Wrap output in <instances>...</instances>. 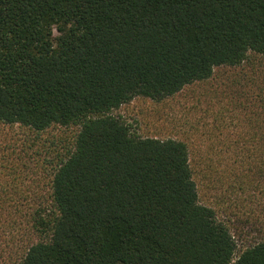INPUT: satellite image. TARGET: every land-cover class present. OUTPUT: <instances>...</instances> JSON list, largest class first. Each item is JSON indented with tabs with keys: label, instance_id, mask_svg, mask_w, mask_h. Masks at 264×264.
<instances>
[{
	"label": "trees",
	"instance_id": "obj_1",
	"mask_svg": "<svg viewBox=\"0 0 264 264\" xmlns=\"http://www.w3.org/2000/svg\"><path fill=\"white\" fill-rule=\"evenodd\" d=\"M251 53L264 0H0V264H264L200 202L185 141L113 114Z\"/></svg>",
	"mask_w": 264,
	"mask_h": 264
},
{
	"label": "rangeland",
	"instance_id": "obj_2",
	"mask_svg": "<svg viewBox=\"0 0 264 264\" xmlns=\"http://www.w3.org/2000/svg\"><path fill=\"white\" fill-rule=\"evenodd\" d=\"M113 114L142 136L187 143L199 200L228 226L236 255L264 238V171L251 156L263 146L264 55L251 53L238 66L215 68L208 80L168 100L136 99ZM74 133L60 134L70 141Z\"/></svg>",
	"mask_w": 264,
	"mask_h": 264
}]
</instances>
